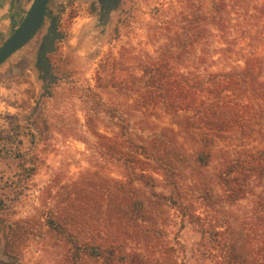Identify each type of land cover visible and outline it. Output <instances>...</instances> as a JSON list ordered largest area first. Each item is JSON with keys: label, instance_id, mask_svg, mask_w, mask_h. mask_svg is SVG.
Wrapping results in <instances>:
<instances>
[{"label": "trees", "instance_id": "obj_1", "mask_svg": "<svg viewBox=\"0 0 264 264\" xmlns=\"http://www.w3.org/2000/svg\"><path fill=\"white\" fill-rule=\"evenodd\" d=\"M178 15L155 27L170 42L144 59L141 84L112 82L139 95L140 118L128 105L117 133H97L95 170L48 187L39 219L2 225L6 257L40 232L62 264H187L172 230L189 224L194 264H264V0L190 1Z\"/></svg>", "mask_w": 264, "mask_h": 264}, {"label": "rangeland", "instance_id": "obj_2", "mask_svg": "<svg viewBox=\"0 0 264 264\" xmlns=\"http://www.w3.org/2000/svg\"><path fill=\"white\" fill-rule=\"evenodd\" d=\"M190 1L211 6L215 0H112L109 15L102 5L92 12L93 0H51L49 18L38 34L0 66V264L63 263L61 245L51 236L39 239L40 232L22 248L18 261L9 259L3 252L2 225L39 219L48 187L95 170L96 134L117 133V117L126 114L128 105L140 118L135 111L139 95H128L113 83L141 84L144 59L158 57L170 42L163 36L152 39L155 27L174 20ZM34 2L14 0L17 22L0 38V48ZM54 23L55 50L43 61ZM259 52L264 58V47ZM185 60L178 65L181 74L190 70ZM148 110L146 117L154 123L177 129L161 108ZM90 117H97L96 128L88 125ZM119 171L113 176L120 177ZM172 231L186 246L187 264H194L193 250L201 239L197 229L177 224Z\"/></svg>", "mask_w": 264, "mask_h": 264}, {"label": "water", "instance_id": "obj_3", "mask_svg": "<svg viewBox=\"0 0 264 264\" xmlns=\"http://www.w3.org/2000/svg\"><path fill=\"white\" fill-rule=\"evenodd\" d=\"M51 0H35L29 14L19 28L0 48V66L14 55L21 48L26 46L41 30L44 20L48 14V6ZM49 30L46 41V52L43 54V61L46 56L55 50L54 43L58 37L57 26Z\"/></svg>", "mask_w": 264, "mask_h": 264}, {"label": "crops", "instance_id": "obj_4", "mask_svg": "<svg viewBox=\"0 0 264 264\" xmlns=\"http://www.w3.org/2000/svg\"><path fill=\"white\" fill-rule=\"evenodd\" d=\"M14 0H0V38L7 35L17 22ZM19 12V10H18Z\"/></svg>", "mask_w": 264, "mask_h": 264}, {"label": "flooded vegetation", "instance_id": "obj_5", "mask_svg": "<svg viewBox=\"0 0 264 264\" xmlns=\"http://www.w3.org/2000/svg\"><path fill=\"white\" fill-rule=\"evenodd\" d=\"M94 2V4H92L91 5V10H92V12H96V9H97V7H100V5H102L103 7H104V9H105V12L109 15L110 14V10H111V2H112V0H93ZM106 14V15H107ZM46 18H49V14H47V16H46ZM45 18V19H46ZM44 22H45V20H44ZM52 23V22H51ZM43 25H44V23H43ZM49 56H50V54H48L47 56H46V60L45 61H47V60H49Z\"/></svg>", "mask_w": 264, "mask_h": 264}]
</instances>
